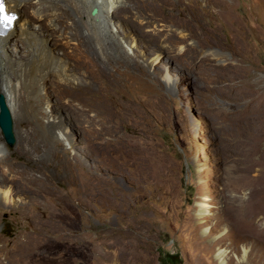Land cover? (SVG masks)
Here are the masks:
<instances>
[{
	"label": "rangeland",
	"instance_id": "obj_1",
	"mask_svg": "<svg viewBox=\"0 0 264 264\" xmlns=\"http://www.w3.org/2000/svg\"><path fill=\"white\" fill-rule=\"evenodd\" d=\"M117 5L106 18L88 7L104 63L87 31L57 34L14 7L89 103H68L50 72L26 114L44 141L19 140L15 105L13 146L0 128V264H264V0ZM20 28L3 62L27 59ZM177 28L183 51L166 38ZM43 241L32 257L18 249Z\"/></svg>",
	"mask_w": 264,
	"mask_h": 264
},
{
	"label": "bare ground",
	"instance_id": "obj_2",
	"mask_svg": "<svg viewBox=\"0 0 264 264\" xmlns=\"http://www.w3.org/2000/svg\"><path fill=\"white\" fill-rule=\"evenodd\" d=\"M120 1L121 0H5V5L7 6V8L17 13L18 17L14 22L13 27L9 31H7L6 34L0 35V94L4 96L11 112L14 108V105L16 106L17 119L20 122L21 127L23 126V132L19 134V140L21 142L28 143L27 149L33 147L37 142H40L42 140L44 141L43 134L35 125L36 121H34L33 119L32 121L26 119V114L32 113V109L30 110L29 106L31 99H33L35 103H37L38 100L40 101V87L42 78H47L49 73L51 72V76H54L56 78V81H54V86L57 89L58 94H60L61 97L70 104L79 102L83 107H87L89 100L86 98V95L89 92V89L83 84V81L81 80L74 83H70L67 81V77L63 74V72L69 68L70 63L59 64L57 61L53 60L54 58L52 56L48 55V53L45 52V49L43 50V48L45 47V44H43V42L38 41L39 39L37 40L32 36L30 38V35L28 34L30 19L26 16V14L21 16V13L23 11L30 10L34 14V16L38 17L39 19H44L45 22L47 21L48 27L54 26V30L57 32V34L58 30H60V32L64 34V36L66 33H63L61 29L66 28L67 26L65 25L68 24L74 26L75 32H73V34L77 37L87 31V38H89L90 43L93 46H96V44L100 45L98 47H100L102 50H97L98 54L96 55V57H98L99 60L100 58H103L101 62L104 63L109 61L110 57L107 52L105 53V51H103V47L95 33L96 31H94L96 25L93 22V16L89 15L88 13V7L91 8L96 5L100 8H105L109 13L108 15H105V18L107 16L114 17L118 14H121L123 10L128 9L122 5H117V3ZM14 7H17L18 9L20 8L19 10H21L22 12ZM92 11L91 14H93ZM99 17H101L103 25L105 23H108V19H104V16L103 18L102 15H100ZM143 20L144 18L141 19V23L143 25H146ZM19 22L21 25L20 35L22 36V41H26V44L28 45L27 47L29 48V53H27L26 55L27 59L20 60L18 62H3L4 60L2 59V53L6 50L13 52L15 44L19 39H21V37L18 38L14 35L17 33L16 30ZM42 25L43 24H41L40 26ZM103 25H100L101 28L103 27ZM101 28L100 30H102ZM176 30H178L179 33L178 38H174L175 35L173 36L172 34H168L166 38L173 39L176 42V46L179 47L180 45V50L183 51L182 43L187 40L188 35L184 29L179 30L177 28ZM99 33L101 34V31ZM113 39L116 40L115 38ZM80 40L81 39L78 38L77 42L75 41V44L79 45ZM116 41L117 44L119 43L120 46L122 45L121 41ZM161 42L164 43V41ZM192 52L193 50L186 49L184 52H182V54L189 55ZM214 54H216L217 56L221 55L220 52H214ZM76 87L79 88V91L74 90ZM81 111V117L88 118V109L83 108ZM48 130L52 132L53 135L57 136L58 132L63 133L61 126L55 119L50 120ZM1 151L2 148H0V152ZM2 157L3 156L0 154V158ZM11 196L12 194L10 195L9 189L3 191V198L4 200L9 201V203L13 202ZM200 205V212L206 211V206L204 204ZM25 242L19 244L18 249L21 250L22 253L27 254V256L30 255V257H32L31 255H33L34 253H38L42 249H46V244L44 243V241L39 242V245L36 244L31 246L32 248H27L24 244ZM40 244L42 246H40Z\"/></svg>",
	"mask_w": 264,
	"mask_h": 264
},
{
	"label": "water",
	"instance_id": "obj_3",
	"mask_svg": "<svg viewBox=\"0 0 264 264\" xmlns=\"http://www.w3.org/2000/svg\"><path fill=\"white\" fill-rule=\"evenodd\" d=\"M96 12L97 9L94 8L92 13L95 14ZM0 128L2 130L6 142L13 146L16 143L14 121L12 118V113L2 94H0Z\"/></svg>",
	"mask_w": 264,
	"mask_h": 264
},
{
	"label": "snow or ice",
	"instance_id": "obj_4",
	"mask_svg": "<svg viewBox=\"0 0 264 264\" xmlns=\"http://www.w3.org/2000/svg\"><path fill=\"white\" fill-rule=\"evenodd\" d=\"M4 12V2L0 0V14ZM3 19H7V17H2Z\"/></svg>",
	"mask_w": 264,
	"mask_h": 264
}]
</instances>
